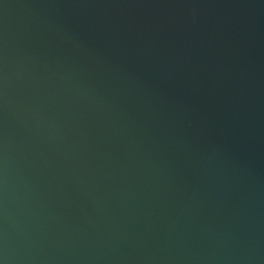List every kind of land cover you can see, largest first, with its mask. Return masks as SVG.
Instances as JSON below:
<instances>
[{
	"label": "water",
	"instance_id": "water-1",
	"mask_svg": "<svg viewBox=\"0 0 264 264\" xmlns=\"http://www.w3.org/2000/svg\"><path fill=\"white\" fill-rule=\"evenodd\" d=\"M0 264H264V0H0Z\"/></svg>",
	"mask_w": 264,
	"mask_h": 264
}]
</instances>
